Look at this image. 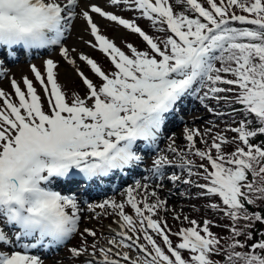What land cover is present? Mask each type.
Listing matches in <instances>:
<instances>
[{
  "label": "snow or ice",
  "instance_id": "1",
  "mask_svg": "<svg viewBox=\"0 0 264 264\" xmlns=\"http://www.w3.org/2000/svg\"><path fill=\"white\" fill-rule=\"evenodd\" d=\"M97 17L137 34L146 49L127 43L124 51ZM81 19L92 37L84 43L105 54L111 70L66 46ZM140 19L163 35L149 34ZM54 46L84 95L69 98L51 58L43 72L30 65L43 97L27 76L23 88L11 79L13 93L0 88V264H44L33 250L76 236L69 252L80 264H264V140L256 142L264 136V0H106L103 7L93 0H0V49L15 58L16 48ZM189 97L224 127H185L186 148L173 135L160 149ZM148 151L157 153L149 175L129 185L124 199H81L116 173L137 169ZM165 180L169 196L203 198L226 223L170 208L161 196ZM86 212L90 220L114 217L110 237L81 227ZM161 212L189 226L173 231Z\"/></svg>",
  "mask_w": 264,
  "mask_h": 264
},
{
  "label": "rangeland",
  "instance_id": "2",
  "mask_svg": "<svg viewBox=\"0 0 264 264\" xmlns=\"http://www.w3.org/2000/svg\"><path fill=\"white\" fill-rule=\"evenodd\" d=\"M94 3L99 4L100 6H104L106 0H93ZM107 10H114L110 6ZM115 11L119 12L121 15H124L125 18H134V14L131 12H120L119 9H115ZM97 22L100 24L102 28V32L109 36V38L114 39L118 46H120L124 51H128L126 48L127 43H132L134 46L140 48V43L138 42V38L136 34L130 33L128 30L123 29L122 27H117L116 25L107 22L105 20L100 19L99 17L96 18ZM147 20L140 19L137 21L139 24H143L145 26ZM83 37V39H81ZM92 39V37L89 35L88 32L84 31V22L83 20H77L75 22V28L71 35L66 40V46H69L70 48L75 47L77 52L73 53L74 56H76L78 53L83 52L86 55H89L93 58L95 57V53L99 52L100 54H103L102 52L98 51L97 49H92L91 47L87 46L84 41ZM97 50V51H96ZM144 50V49H141ZM96 51V52H95ZM53 59L58 64V81L63 86L64 91L68 94L70 93V89H73L74 91H77L79 88V84L81 79L75 74L73 68L71 65H69L62 56L60 55L59 47L54 46L50 49H46L40 52H33V54L25 55V53H19L18 57H16L14 60L10 62H4L3 68L7 69L6 75L2 78H0V88H3L6 92L13 93V89L11 87V79L15 78L18 82H21V87L23 88L24 85L22 83V78L24 76H27L29 79H33L35 86L38 89V92L43 97V91L41 89V86L35 82L34 80V74L31 72L30 65L35 64L42 72L44 71V61L47 59ZM2 59V57H0ZM3 60V59H2ZM78 64L82 65V62L78 60ZM99 64L104 68L105 70H111L112 68L104 62V60L99 59ZM86 74L90 76V78H93L96 80L95 77L92 76V74L88 71V69H84ZM84 95V94H80ZM45 108H47V103L45 101ZM182 111L179 112L176 116L172 117L176 118V121L172 124H168L167 129L164 132L163 137L161 138L159 142V148L160 149H166L167 145L169 143L168 137L169 136H175L176 143L181 148L187 147V141L184 139V130L185 127H193V128H199L202 131L210 127V121L213 119L212 115L209 114L207 109L199 102V100L196 97H189L188 99L184 100L183 105L181 107ZM216 123L221 121L220 119L214 120ZM215 131V130H214ZM199 140V138H198ZM199 147H203L202 144L198 142ZM155 151H148L146 153H142L144 155V162L136 169L137 171H140V178H132V179H125L124 181L120 182L119 185L118 182L120 178L123 175L127 174H118L117 178H114L115 181L112 184H107L104 182L101 186L103 187L102 191L94 193L92 190L93 188H89L88 192L84 194L81 199L87 200L89 203H99L102 202L105 199L108 198H114L117 201H120L124 199L122 193L125 191V189L133 184L136 180H142L143 177L149 175V173L146 171V169L151 167L152 160L156 156ZM199 162V161H197ZM176 171L178 172V169L175 168H169L167 170L168 174H171V172ZM165 190L161 191L162 197H167L168 200L172 198L171 201L168 202L170 208H176L177 211H179L181 208L183 209V214L188 215L192 219H197L198 221H202V218H196L194 215V212L189 210L186 206L187 201L186 199L177 196H169L168 189L172 188V184L165 180ZM110 185V186H108ZM97 195V196H96ZM96 196V197H95ZM100 211V210H97ZM91 215L89 213H85L84 219L82 220L81 227H93L95 228L98 233H103L104 236H108L110 232H108L106 226H111L112 228H116L117 226L112 223L114 217H101L99 220H90L88 219V216ZM162 217H164L167 221L169 226L173 229V231L178 230L180 227H187L189 226L187 222H184L181 224L179 221H175L172 218V215L165 214L164 212H161L160 214ZM110 237V236H108ZM91 241V238H89ZM174 242H177L176 237H172ZM80 242V237L76 236L66 242L64 245L56 246L54 248L49 249L46 252L43 251H33V254L39 255L41 259L44 261V264H80V261L74 259L69 249L73 246H76ZM100 242L103 244L105 243V240L101 237ZM187 253H185L186 255Z\"/></svg>",
  "mask_w": 264,
  "mask_h": 264
},
{
  "label": "trees",
  "instance_id": "3",
  "mask_svg": "<svg viewBox=\"0 0 264 264\" xmlns=\"http://www.w3.org/2000/svg\"><path fill=\"white\" fill-rule=\"evenodd\" d=\"M146 31L149 32V34H151L153 36H162L163 35L162 33L155 32L151 28L150 22H149V24L147 26ZM139 43H140V48L141 49H146L147 46L145 45V43L142 40H140ZM94 55L98 58V55L96 53ZM96 57H95V59H97ZM99 58H101V57H99ZM105 60L108 62V60L106 58H105ZM77 89H78L77 91H74L73 89H70L71 92L70 93L68 92L69 98H71V95L74 92L78 93V94H84L86 92V87L82 83V81H80L79 88H77ZM211 106H215V102H211ZM221 107H223V106H221ZM209 114L212 115L211 113H209ZM212 118L213 119L211 121H214L217 117L212 115ZM223 119L227 120V117H224ZM217 124H220L221 128L224 127V125L221 124V121L217 122ZM210 127H211V125H210ZM232 135H234V134L233 133H228L229 137H231ZM259 140H264V136L259 137V139L256 142H259ZM178 172H179V169H178ZM193 192H195V189H193ZM193 205H194V207H193ZM186 206H187V208L189 210L194 212V215H195L196 218L213 219L216 224H221V225L226 223V221L219 214L207 209L206 202H205V200L203 198L188 200ZM212 231H214L216 233H219L222 236H226L227 235L226 229H224L223 227L213 226Z\"/></svg>",
  "mask_w": 264,
  "mask_h": 264
},
{
  "label": "bare ground",
  "instance_id": "4",
  "mask_svg": "<svg viewBox=\"0 0 264 264\" xmlns=\"http://www.w3.org/2000/svg\"><path fill=\"white\" fill-rule=\"evenodd\" d=\"M182 111V109H180V111L179 112H181ZM179 114V113H178ZM176 121V118H173V119H171V122L169 123V124H172L173 122H175ZM140 171L138 170H134V171H132V172H130V173H128L127 175H123L121 178H120V180H119V182H118V184L117 185H119V183L120 182H122V181H124L125 179H132V178H140ZM118 174H120V173H116L111 179H106L104 182H106L107 184H112V183H114V181H115V179L114 178H117V176H118ZM108 186H110V185H108ZM101 187H105V186H101ZM166 188H164L163 190H161V191H164ZM172 200V198H170L169 200H168V202L169 201H171ZM39 250H42V251H48L49 249H38V250H34V251H39Z\"/></svg>",
  "mask_w": 264,
  "mask_h": 264
}]
</instances>
